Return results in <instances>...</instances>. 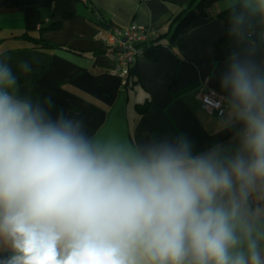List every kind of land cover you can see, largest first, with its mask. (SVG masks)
<instances>
[{
	"label": "clouds",
	"instance_id": "1",
	"mask_svg": "<svg viewBox=\"0 0 264 264\" xmlns=\"http://www.w3.org/2000/svg\"><path fill=\"white\" fill-rule=\"evenodd\" d=\"M221 87L238 142L198 152L91 131L0 60V264H264V74L234 63Z\"/></svg>",
	"mask_w": 264,
	"mask_h": 264
},
{
	"label": "crops",
	"instance_id": "2",
	"mask_svg": "<svg viewBox=\"0 0 264 264\" xmlns=\"http://www.w3.org/2000/svg\"><path fill=\"white\" fill-rule=\"evenodd\" d=\"M190 1L57 0L42 15L46 25L61 21V27L33 33L54 44L47 48H38L22 36L26 20L21 9L0 8V60L16 75L20 96L41 102L51 97L54 110L83 119L91 131L117 132L142 145L183 137L195 151H224L238 142L241 125L231 110L229 90L221 83L234 63L264 74V46L246 40L240 52L218 61L215 46L226 32L220 18L195 20L172 44L171 21L184 13ZM238 1L222 0L212 13ZM132 23L156 31L150 44H159V55L141 56L136 75L123 79L110 73L113 62L105 35L112 26ZM24 63L30 71L22 69ZM203 87L227 98L229 107L223 116L204 109Z\"/></svg>",
	"mask_w": 264,
	"mask_h": 264
},
{
	"label": "trees",
	"instance_id": "3",
	"mask_svg": "<svg viewBox=\"0 0 264 264\" xmlns=\"http://www.w3.org/2000/svg\"><path fill=\"white\" fill-rule=\"evenodd\" d=\"M57 0H0V8H19L23 11L26 20V32L23 37L30 40L36 47H53L54 44L46 41L41 36H34V31L42 32L48 29H58L61 21L45 24L42 15L44 8H50ZM222 0H191L183 14L176 16L170 24V41L174 44L180 34L195 20L205 18L208 20L220 18L226 23V32L215 46L216 58L223 61L240 52L246 40L254 45L264 46V17L259 13L246 12L242 7V0L231 7L212 13L215 5ZM243 13V19L237 20ZM161 36L155 41H159ZM154 41V42H155ZM151 43V42H150ZM145 45L144 56L156 59L159 55V44ZM136 67L130 70L128 79L136 75ZM144 109V108H142Z\"/></svg>",
	"mask_w": 264,
	"mask_h": 264
},
{
	"label": "built area",
	"instance_id": "4",
	"mask_svg": "<svg viewBox=\"0 0 264 264\" xmlns=\"http://www.w3.org/2000/svg\"><path fill=\"white\" fill-rule=\"evenodd\" d=\"M156 31L149 26L132 23L127 27L112 26L105 35L108 57L113 62L112 75L127 79L138 59L144 55L145 45H149ZM204 109L209 113L223 116L229 101L223 95L205 87L200 89Z\"/></svg>",
	"mask_w": 264,
	"mask_h": 264
}]
</instances>
